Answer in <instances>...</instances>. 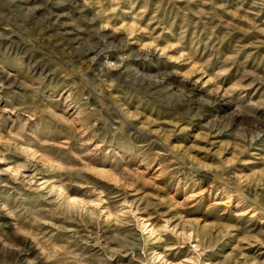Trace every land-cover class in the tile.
<instances>
[{
  "label": "rangeland",
  "instance_id": "rangeland-1",
  "mask_svg": "<svg viewBox=\"0 0 264 264\" xmlns=\"http://www.w3.org/2000/svg\"><path fill=\"white\" fill-rule=\"evenodd\" d=\"M0 264H264V0H0Z\"/></svg>",
  "mask_w": 264,
  "mask_h": 264
},
{
  "label": "bare ground",
  "instance_id": "bare-ground-1",
  "mask_svg": "<svg viewBox=\"0 0 264 264\" xmlns=\"http://www.w3.org/2000/svg\"><path fill=\"white\" fill-rule=\"evenodd\" d=\"M109 62V61H108Z\"/></svg>",
  "mask_w": 264,
  "mask_h": 264
}]
</instances>
